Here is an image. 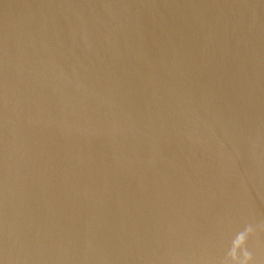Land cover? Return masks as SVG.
<instances>
[{
	"label": "water",
	"instance_id": "obj_1",
	"mask_svg": "<svg viewBox=\"0 0 264 264\" xmlns=\"http://www.w3.org/2000/svg\"><path fill=\"white\" fill-rule=\"evenodd\" d=\"M264 264V0H0V264Z\"/></svg>",
	"mask_w": 264,
	"mask_h": 264
},
{
	"label": "clouds",
	"instance_id": "obj_2",
	"mask_svg": "<svg viewBox=\"0 0 264 264\" xmlns=\"http://www.w3.org/2000/svg\"><path fill=\"white\" fill-rule=\"evenodd\" d=\"M251 234L252 230L250 227L236 234L225 264H250L252 257L247 250V241Z\"/></svg>",
	"mask_w": 264,
	"mask_h": 264
}]
</instances>
